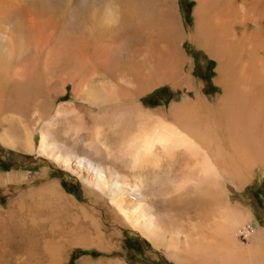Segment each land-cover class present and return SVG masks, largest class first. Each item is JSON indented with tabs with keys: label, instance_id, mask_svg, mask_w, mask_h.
<instances>
[{
	"label": "bare ground",
	"instance_id": "bare-ground-1",
	"mask_svg": "<svg viewBox=\"0 0 264 264\" xmlns=\"http://www.w3.org/2000/svg\"><path fill=\"white\" fill-rule=\"evenodd\" d=\"M9 1L0 0V116L6 113L1 116L0 143L38 153L77 174L89 192L106 196L122 222L176 264H264L263 230L253 229L255 220L247 210L229 203L220 181L224 174L242 186L248 177L232 172L245 170L251 176L254 164L264 172V0H193L190 33L181 23L177 0H11L14 7L7 19ZM44 4L55 6L57 26L49 15L22 16L24 8L40 13ZM133 22L147 33L143 45L134 44L139 38L130 33ZM128 34L136 37L132 45H127ZM191 35L217 62L215 82L224 91L222 97L217 95L223 119L219 128L213 122L215 109L199 93L194 97L203 108L187 99L170 106L168 118L162 108H142L140 97L154 86L170 82L194 88L184 70L182 48ZM56 80L59 92L53 95ZM65 85L72 89L71 106L53 107L56 96L66 93L61 89ZM48 115L52 117L35 146L34 127ZM18 123L22 132L15 136ZM55 123L59 128L52 137ZM68 134L72 145L65 140ZM87 138L84 153L75 154ZM186 155L191 157L192 175L187 178ZM18 176L25 179L26 173L0 172V185ZM155 177L157 184L147 179ZM57 186L52 181L25 195L37 203L43 198L63 202ZM171 188L178 189L177 195ZM182 196L186 205L175 207L191 214V224L167 228L155 206L174 205ZM200 198L213 209L209 226L202 221L203 212L192 207ZM73 204L99 226L82 205ZM240 225L250 235L248 244L236 237ZM205 230L213 235L211 245ZM59 262L55 253L46 264Z\"/></svg>",
	"mask_w": 264,
	"mask_h": 264
},
{
	"label": "rangeland",
	"instance_id": "rangeland-1",
	"mask_svg": "<svg viewBox=\"0 0 264 264\" xmlns=\"http://www.w3.org/2000/svg\"><path fill=\"white\" fill-rule=\"evenodd\" d=\"M7 4H10L7 7L9 11H7L5 15L7 19L9 17L11 19L10 9L12 8L11 6L14 7V5L11 0ZM38 4V8H40V2ZM194 4L193 0H177L178 14L187 33H190L194 27V18L192 15ZM48 5H51V3L49 2ZM53 6L51 10L49 6H45L44 4L40 13L38 8L32 10V12L24 8V14H22V16L25 18H30L32 16V18L35 19L36 17L39 18L49 15L53 20L56 19L54 20V22L56 21V25L58 24L59 17L58 13L55 12V6ZM27 11L30 13L27 14ZM19 19L20 17H17L16 22H19ZM16 22L15 24H17ZM133 24L131 23V27L130 25L128 26V28L130 27L131 29L130 33H135L136 37L138 36L139 38L134 44L143 45L145 42V34L147 33L145 30L140 29L134 22ZM136 37L128 34V37H126L127 45H132ZM185 38L184 43H182V48L186 53L184 58V60L186 59L184 70L186 75L189 73L192 76L194 88L188 89L185 86L176 87L170 82L154 86L149 92L140 97L142 108L144 111L162 108L164 115L168 118L170 106L186 102L187 99L190 100L189 102L196 103L200 108H203V102L196 101L194 97L195 93H199L202 98L208 102L210 108L215 109L216 112H214L215 117L213 118V122H215L216 128H219L223 125L221 122L223 119L222 115L219 113L220 109H218V107L216 108V104L217 99L222 97L224 91L223 87L215 82L217 73L214 69L217 67V62L214 59H210L206 53L197 46V40L193 35H191L190 39L187 37ZM122 45L124 46L125 44H121V46ZM125 50H127V48ZM91 70L94 71V69ZM57 85L54 84L51 87L53 95L55 92H59L58 88L60 85L58 83ZM61 89H63L62 92L65 91L66 93L64 92L65 94L63 96H56V100L52 105L56 107L58 104H61L62 106L70 107L74 100L71 93V86L65 85ZM39 97H41V95ZM31 114H33L32 118H36L37 113L33 112ZM5 115L6 113H3L1 116L4 117ZM51 117L52 115H48L42 120H38V123H36L32 132V141L35 146H38L41 128L50 121ZM3 125L4 128L8 126L7 123ZM56 126L57 124L55 123L50 129V131L53 132V134L50 135L52 137H55V129L59 128ZM20 127L21 125L19 123L15 126V136L18 135L17 133L22 132ZM62 129L65 130L64 125H62ZM69 136L70 134H68V137L66 136L65 140L72 145L73 142L70 141L71 138L68 140ZM59 137H61L60 132ZM75 138L76 137L73 136L74 141H76ZM77 142H79V140H77ZM87 143H89L88 138L83 139L78 147L76 146L74 149L76 151L74 153L82 155L84 153L83 145ZM67 148L64 147L62 150L67 151ZM186 158V169H188L191 157L186 155ZM74 162L75 159H73V165L75 166L76 162ZM192 168L194 169L195 167ZM12 171H14V173L25 172L26 177L25 180H16L18 181L16 183L0 185V264H46L49 257L55 253L60 257V262L58 264H109L110 262H114V260L120 261L123 264H174L166 257L161 248H154L150 242L140 237L136 231L130 229L125 222H122L121 217L114 210L112 203L106 196H101L94 190L89 192L77 174L63 170L51 159L39 155L38 153H28L24 152L23 149L16 150L8 148L0 143V172L5 173ZM232 173L234 175H244L243 179L248 178L244 181L242 186L238 183L241 187L237 188L235 179L231 181V178L228 176L224 174L221 176V183L227 186L224 187L226 190L228 189L227 193H230H228L231 197V201L228 200L229 203L235 206L238 205L237 207L252 210L254 215L252 221L255 220L252 222L253 229L255 227L261 228L260 230L264 232V172L262 171V167L254 164L251 168V176L250 174L248 176L245 170H238ZM82 174L84 176L87 175L85 170ZM196 175L197 173L195 176ZM199 175H201V173ZM189 176L192 175L188 173L187 177ZM177 177L178 176H175V179ZM147 179L151 183L157 184L158 182V178L156 177ZM161 180H164V175ZM52 181L57 182L59 187L62 188L65 202L59 200L57 203H54V201L51 202L52 200L48 201V199L45 200L43 198L42 201L37 203L38 201L33 202L25 195L29 189L42 187V185ZM161 182L162 181H160V183ZM177 190L171 188V192L176 195ZM182 197L183 199L177 198L179 201H175L174 205L156 204L155 206L159 212L158 216L161 221L167 222V228L177 227V225L181 223L186 227V224L189 223L186 219V211L176 209L175 207L180 203L186 205V197ZM73 202L82 205L88 215L98 220L99 226L94 227L92 223L80 213L78 207H76ZM202 208H204L202 213L204 215L202 216V221L204 219L203 223L206 224L207 222L206 225H208L212 223L211 221L214 222V218L212 217L213 213L211 212L213 209H211V206L208 204L204 205ZM50 209H52V211ZM247 225V230L252 232V227H250L252 225ZM239 227V231L240 229L242 230L241 225ZM239 231L238 236L236 235L239 242L248 244L250 242V235L246 236L243 230ZM205 232H203V235H205L208 245L211 243L210 240L213 239V235L209 233V230H205ZM94 234L97 235L95 236ZM97 236L99 237L97 238ZM80 238H84V241L78 242L77 244L73 243Z\"/></svg>",
	"mask_w": 264,
	"mask_h": 264
},
{
	"label": "crops",
	"instance_id": "crops-1",
	"mask_svg": "<svg viewBox=\"0 0 264 264\" xmlns=\"http://www.w3.org/2000/svg\"><path fill=\"white\" fill-rule=\"evenodd\" d=\"M5 173H9V172H5ZM11 173V172H10ZM188 173H191L188 169H186V177H187V174ZM16 179L18 180V179H23V178H21V177H16ZM16 179L15 180H12V182H8V183H16ZM23 180H25V179H23ZM22 180V181H23ZM231 180V179H230ZM14 181V182H13ZM19 181V180H18ZM17 181V182H18ZM231 181H233V179L231 180ZM21 182V181H20ZM237 183V182H236ZM236 185V187L237 188H240L241 186L237 183V184H235ZM42 186H44V185H42ZM225 186V185H224ZM58 187V191H59V189H60V193H62L63 194V191H62V188H60L59 186H57ZM225 187H227V186H225ZM228 190V189H227ZM229 193V192H228ZM230 194V193H229ZM230 196L228 195V197H227V200H229V201H231L230 200ZM200 200L202 201V202H200V203H193L192 205V207H195L194 208V211H204V208H202V206H204V205H208V202H207V200L206 199H204V198H200ZM198 204V205H197ZM197 209V210H196ZM245 210H247L248 211V214H250L251 215V217L253 218L254 217V215H253V211L252 210H250V209H246V208H244ZM251 211V212H250ZM191 215V214H189V213H186V219L189 221V223H187L186 224V226L187 225H189V224H191V222H190V218H189V216L188 215ZM193 220V219H192ZM262 235H264L263 233H262ZM264 237V236H263ZM210 245H211V243H210ZM170 261H172L174 264H176L173 260H171V259H169Z\"/></svg>",
	"mask_w": 264,
	"mask_h": 264
}]
</instances>
